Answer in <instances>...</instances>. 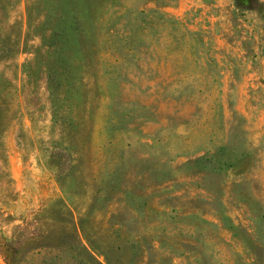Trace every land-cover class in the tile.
I'll use <instances>...</instances> for the list:
<instances>
[{
  "label": "rangeland",
  "instance_id": "rangeland-1",
  "mask_svg": "<svg viewBox=\"0 0 264 264\" xmlns=\"http://www.w3.org/2000/svg\"><path fill=\"white\" fill-rule=\"evenodd\" d=\"M0 264H264V0H0Z\"/></svg>",
  "mask_w": 264,
  "mask_h": 264
},
{
  "label": "trees",
  "instance_id": "trees-1",
  "mask_svg": "<svg viewBox=\"0 0 264 264\" xmlns=\"http://www.w3.org/2000/svg\"><path fill=\"white\" fill-rule=\"evenodd\" d=\"M106 258V256H104ZM106 261H107V258H106Z\"/></svg>",
  "mask_w": 264,
  "mask_h": 264
}]
</instances>
